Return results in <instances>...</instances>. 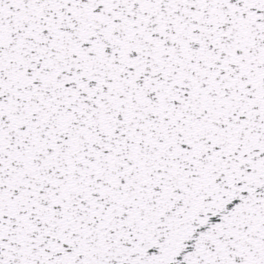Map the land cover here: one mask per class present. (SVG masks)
<instances>
[{"label": "snow or ice", "instance_id": "snow-or-ice-1", "mask_svg": "<svg viewBox=\"0 0 264 264\" xmlns=\"http://www.w3.org/2000/svg\"><path fill=\"white\" fill-rule=\"evenodd\" d=\"M0 264H264V0H0Z\"/></svg>", "mask_w": 264, "mask_h": 264}]
</instances>
